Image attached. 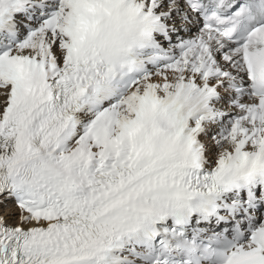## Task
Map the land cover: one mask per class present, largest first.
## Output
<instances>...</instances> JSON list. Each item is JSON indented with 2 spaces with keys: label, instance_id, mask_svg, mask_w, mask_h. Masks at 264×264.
I'll return each instance as SVG.
<instances>
[{
  "label": "snow or ice",
  "instance_id": "1",
  "mask_svg": "<svg viewBox=\"0 0 264 264\" xmlns=\"http://www.w3.org/2000/svg\"><path fill=\"white\" fill-rule=\"evenodd\" d=\"M0 264H264V0H0Z\"/></svg>",
  "mask_w": 264,
  "mask_h": 264
}]
</instances>
